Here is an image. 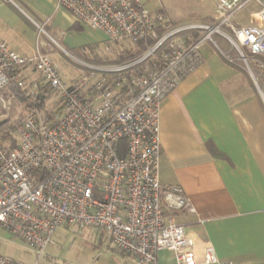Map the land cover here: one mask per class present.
<instances>
[{
  "label": "built area",
  "instance_id": "2783aa9c",
  "mask_svg": "<svg viewBox=\"0 0 264 264\" xmlns=\"http://www.w3.org/2000/svg\"><path fill=\"white\" fill-rule=\"evenodd\" d=\"M50 1L107 43L141 52L124 63L93 64L50 38L86 70L66 80L51 52L39 47L22 55L0 38V98L15 85L27 108L16 146L0 144V229L23 242L34 264L62 228L94 231L128 264H158L161 251L177 264H199L186 228L169 218L196 209L181 186L159 179L161 107L205 63V45L234 64L216 37L246 65L244 53L264 60V0H214L209 23L189 24L148 10L142 0ZM104 50L111 52L108 44ZM0 264L26 263L0 254ZM202 264L231 263L209 247Z\"/></svg>",
  "mask_w": 264,
  "mask_h": 264
},
{
  "label": "crops",
  "instance_id": "0c3cea01",
  "mask_svg": "<svg viewBox=\"0 0 264 264\" xmlns=\"http://www.w3.org/2000/svg\"><path fill=\"white\" fill-rule=\"evenodd\" d=\"M20 1L37 20L15 0H0V38L22 55L57 42L48 31L42 40L40 25L56 37L61 21L77 25L52 1ZM203 55L205 63L161 107L160 182L181 186L196 209L169 218L186 228L199 264L209 247L222 263L264 264V97L215 47L205 45ZM158 264L177 263L161 251Z\"/></svg>",
  "mask_w": 264,
  "mask_h": 264
},
{
  "label": "rangeland",
  "instance_id": "374dc122",
  "mask_svg": "<svg viewBox=\"0 0 264 264\" xmlns=\"http://www.w3.org/2000/svg\"><path fill=\"white\" fill-rule=\"evenodd\" d=\"M15 1L33 16L24 3L20 0ZM142 2L148 10L161 11L179 24L209 23L212 20L215 9L214 0H142ZM29 4L33 6L35 3ZM50 9L51 5L48 2V16L53 15L52 9ZM246 16L247 12L245 11L239 16L238 20H243ZM35 20L37 19L35 18ZM21 21L24 23L25 20L22 18ZM67 25L66 21H61L60 27L64 29L62 30V37H56L49 27L46 30L64 49L80 59L93 64L111 63L117 61L119 54H124L129 50L127 45L107 43L105 36L98 31L81 27L80 25L79 29L70 28ZM19 26L15 27V30L19 31ZM40 27L42 26L40 25ZM38 35H41L42 40H48V37L43 33L40 34V31ZM14 38L17 44H21V41L16 36ZM215 39L221 49L234 58L233 65L240 67L244 73L245 80L257 87L264 97V69L261 68L260 61H254L244 53V56L248 58L246 65L239 55L232 51L222 39L218 37ZM48 43L49 47L41 49L44 52L52 53L66 80H70L86 71L61 52L52 41L48 40ZM105 44L110 46L111 52H105ZM33 79H36V75H31L29 81ZM25 100L24 95L18 97L11 90L5 93L0 98V125L8 123L15 129L27 111ZM55 242L56 245L48 248L46 258L41 259L39 264H125L122 258L109 248L104 238L99 237L94 231L88 229L75 233L67 228H62L56 234ZM0 254L26 264H34L37 261L36 256L26 249L22 241L11 237L1 229Z\"/></svg>",
  "mask_w": 264,
  "mask_h": 264
},
{
  "label": "trees",
  "instance_id": "16d2710c",
  "mask_svg": "<svg viewBox=\"0 0 264 264\" xmlns=\"http://www.w3.org/2000/svg\"><path fill=\"white\" fill-rule=\"evenodd\" d=\"M73 28H77L79 29L80 26L78 25H75L73 26ZM45 31H47L45 29ZM141 51H139L138 53H130V52H126L124 54H119V60L117 59V63H124V62H127L129 60H132L134 59ZM248 55V58H251V59H256L258 62H262L264 64V60L261 58V57H255L253 58L249 53H246ZM235 67L237 68V66L235 65ZM10 90L12 91V93H15L18 97L22 96L23 93L21 91V89H19L17 86L15 85H12L10 87ZM15 129L13 127H11L10 125H8V123H4V124H1L0 125V144L2 146H5L9 149L13 148L16 146L17 144V140H16V137H15ZM122 149L121 151L119 152V155L122 156L123 154H125V142H122Z\"/></svg>",
  "mask_w": 264,
  "mask_h": 264
},
{
  "label": "water",
  "instance_id": "95a60500",
  "mask_svg": "<svg viewBox=\"0 0 264 264\" xmlns=\"http://www.w3.org/2000/svg\"><path fill=\"white\" fill-rule=\"evenodd\" d=\"M263 96V95H262Z\"/></svg>",
  "mask_w": 264,
  "mask_h": 264
}]
</instances>
